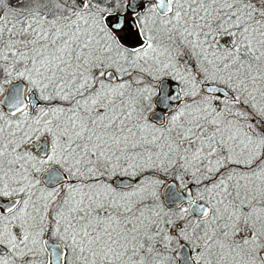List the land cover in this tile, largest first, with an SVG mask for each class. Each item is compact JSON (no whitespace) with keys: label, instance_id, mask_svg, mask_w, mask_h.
<instances>
[{"label":"snow or ice","instance_id":"obj_1","mask_svg":"<svg viewBox=\"0 0 264 264\" xmlns=\"http://www.w3.org/2000/svg\"><path fill=\"white\" fill-rule=\"evenodd\" d=\"M0 264H264V0H0Z\"/></svg>","mask_w":264,"mask_h":264}]
</instances>
